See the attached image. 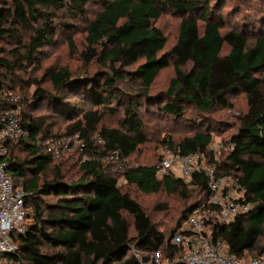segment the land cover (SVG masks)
<instances>
[{
  "label": "trees",
  "instance_id": "16d2710c",
  "mask_svg": "<svg viewBox=\"0 0 264 264\" xmlns=\"http://www.w3.org/2000/svg\"><path fill=\"white\" fill-rule=\"evenodd\" d=\"M205 2L0 0V41L5 45L0 48V94L15 92L12 84L21 81L17 73L30 76L28 70L38 67L39 53L56 35L53 19L64 14L85 23L80 52L68 39L70 52L82 64L83 72L73 76L66 67H48L43 70L44 78H32L29 85L34 88L27 103H20L21 125L27 137L4 143L7 173L14 186L25 192V204L31 211L26 232L16 239V260L22 264H149L153 253L171 261L180 259L183 252L171 238L191 210L203 204L207 184L203 172L194 173L188 183L173 175L158 177L156 166L164 150L177 156L197 152L204 157L206 167L237 184L251 208L228 223L216 224L213 239L224 244L230 254L243 257L256 251V257H264V36L248 40L235 30L222 33L223 20L209 17ZM90 3L99 11L88 20L86 6ZM164 12L180 17V24L176 43L161 53L166 38L154 22ZM61 26L72 27L69 23ZM224 46L229 48L226 54H222ZM171 61L174 74L161 109L193 132L176 144L167 136L156 165L126 168L117 175L109 159L124 162L146 142L134 105L139 99L154 101L149 92ZM46 79L54 91L51 96L41 86ZM127 82H134L135 94L122 89ZM236 88L244 94L247 109L223 141L232 148L215 156L213 132L220 125L208 114L231 109L227 97ZM18 91L24 93L25 89L20 85ZM64 93L90 107L68 110V116L75 119L68 120L72 121L64 127L63 136L78 134L84 141L79 158L70 166L76 153L62 161V157L54 159L45 152L47 144L63 136L51 134L52 126L42 116L25 111L47 99L54 101L50 110L66 116ZM111 103L117 106L111 107ZM12 106L0 100V108ZM119 107L123 118L117 127L104 126L105 118L117 114ZM188 108L192 115L186 117ZM16 149L28 159L19 161L14 156ZM119 178L144 195L164 191L186 198L196 194L197 198L181 212V222L166 236L155 228L142 206L120 189ZM42 197H54L58 202L43 207ZM124 214L132 219L133 235ZM260 237L262 246L258 244Z\"/></svg>",
  "mask_w": 264,
  "mask_h": 264
},
{
  "label": "rangeland",
  "instance_id": "374dc122",
  "mask_svg": "<svg viewBox=\"0 0 264 264\" xmlns=\"http://www.w3.org/2000/svg\"><path fill=\"white\" fill-rule=\"evenodd\" d=\"M208 4V13L209 17L218 18L220 17L224 23V29L222 33L227 32L228 30H235L247 36L248 40L255 38L256 36H264V0H205ZM99 11V7L90 3L86 6V18L88 20L92 19L93 16ZM56 26V35L52 44L44 49L38 55V67L35 69H29L28 74L23 75L17 73L19 76V83L16 81L15 84H12V87L15 88V92H10L11 96L18 97L17 103H24L29 98V94L32 92L34 86L29 85L32 78L40 80L43 77V70L48 67L54 69L58 67H66L70 71L71 75H77L78 73L83 72L84 68L80 61H78L76 55L71 54L70 48L68 45V39L73 41L76 52H80L84 46V36H85V23L83 20L78 18H68L64 14L60 15L58 18L52 20ZM71 24L70 29L62 28V24ZM199 26H203L202 22L199 21ZM180 24V17L173 15L169 12H164L161 17L154 22V26L157 27L166 38V45L161 53L168 52L176 43L178 37V30ZM5 45L0 41V48H4ZM229 51L227 46L223 47L222 54H226ZM1 57V56H0ZM136 65L132 66L129 69H133ZM33 70V71H32ZM3 72L0 69V73ZM173 68L172 61L169 68L162 70L158 77L155 80L154 85L150 90V95L152 96L149 103L140 100L137 104L134 105V110L136 116L139 118L142 123V128L146 135V142L140 146L137 151L126 161L118 162L110 161L112 164L114 172L119 175L124 169L132 168L139 165H156L162 151V141L170 136L171 140L176 144L182 137L189 135L193 132L192 129L179 125L175 123L171 116L162 111L163 94L168 85L169 80L173 77ZM16 80V79H15ZM23 86L25 91L19 92L18 87ZM42 88H44L48 95H53L54 91L50 87L47 79L42 83ZM122 89L127 94L136 93V85L134 82H127L122 85ZM4 92V93H5ZM4 93L0 94V98L6 99L7 95ZM7 94V93H6ZM228 100L231 103L232 107L228 110L217 109L211 114H208V118L214 119L219 125L217 132H213V144L212 148H215L217 144H223L224 140L230 136L234 131V127L237 125V118L239 115L243 114L246 109V100L244 94L239 88L228 95ZM63 104L66 105L65 115L60 113H54L50 110L53 105V100H44L40 103V106L35 109L27 110L26 112L33 114V116H42L45 118V123L51 125L50 132L54 136H63L64 127L75 119L74 116L69 117L68 110L73 111L78 108L86 110L90 108L85 106L77 97H73L69 94L64 93L62 95ZM27 103V102H26ZM115 103H111V107H116ZM24 107V106H23ZM22 108V106H21ZM122 107H119L118 113L114 116H107L103 122V125L106 127H117L120 120L123 118ZM192 115L190 108L187 109L186 117ZM72 119L71 121H68ZM67 136L59 137V140L66 138ZM92 139H95L96 136H92ZM72 148L62 149L60 160H67L69 154L76 153L75 159L69 162L68 165H73L76 158H79L78 153L80 154L81 149L77 144L71 145ZM14 156L18 158L19 161H24L28 159L26 153L21 152L16 149ZM58 158V159H59ZM84 159V157H83ZM106 161V160H105ZM59 162V160L54 161ZM61 162V161H60ZM118 186L123 192H126L133 198L137 203H139L142 208L145 210L147 215L152 220L155 228L164 233L166 236L170 233L176 223L180 220L181 212L186 209L193 201L196 200L197 195L194 194L189 198H186L184 195L179 193L176 194H167L164 191H160L154 195H144L139 192L135 186H128L125 184L123 179H118ZM58 201L54 197H42L41 203L43 207H47L53 204H56ZM28 212L31 214L30 208ZM128 223H129V233L133 235L132 230V219L124 214ZM181 222V220H180ZM259 246L263 245V238L258 239ZM258 252H247L243 258L250 260L253 257L258 256ZM171 260L160 258L158 260H153V263L149 264H170Z\"/></svg>",
  "mask_w": 264,
  "mask_h": 264
},
{
  "label": "built area",
  "instance_id": "2783aa9c",
  "mask_svg": "<svg viewBox=\"0 0 264 264\" xmlns=\"http://www.w3.org/2000/svg\"><path fill=\"white\" fill-rule=\"evenodd\" d=\"M4 94L7 98L0 100L11 102L14 106L0 108V264H22L14 257L19 251L16 239L27 230L30 223L29 209L25 204V192L14 186L7 173V149L4 143L27 137V131L21 125L18 97L11 96L10 92ZM73 144H77L80 149L84 147V141L75 134L47 144L45 152L58 159L62 149L70 150ZM231 148V144L219 143L212 150L218 156ZM204 163V157L197 152L177 156L170 150H164L156 166L158 177L173 175L184 183H188L194 173L203 172L207 184L203 204L191 210L171 238V243L181 249L183 254L170 264H264V257L244 259L228 253L224 244L213 239L212 230L216 224L228 223L234 217L248 212L251 207L244 201L235 182L227 176L218 175L213 167H206ZM158 259L160 255L153 253L150 263Z\"/></svg>",
  "mask_w": 264,
  "mask_h": 264
}]
</instances>
